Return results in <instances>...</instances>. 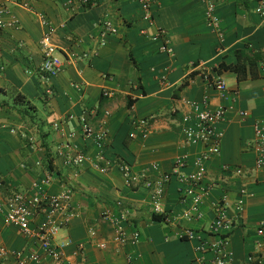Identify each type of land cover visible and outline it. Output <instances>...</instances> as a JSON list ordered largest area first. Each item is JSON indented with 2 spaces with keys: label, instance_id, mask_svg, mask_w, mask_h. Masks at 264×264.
<instances>
[{
  "label": "crops",
  "instance_id": "0c3cea01",
  "mask_svg": "<svg viewBox=\"0 0 264 264\" xmlns=\"http://www.w3.org/2000/svg\"><path fill=\"white\" fill-rule=\"evenodd\" d=\"M151 1L153 26L143 19L137 0H95L90 7L83 0L71 5L67 0H0V8L11 11L5 20L17 21L16 26L0 29V189L5 194L28 191L33 182L48 174L49 194H58L65 186L72 188L71 207L76 216L57 237L72 240L64 249L63 264H190L199 255L198 241L181 238L180 231H208L217 203L226 197L228 213L236 221L230 236L231 264H246L248 255L257 251L260 237L256 226L264 221V172L254 169L256 154L247 145L255 137L256 119L264 117V57L259 77L240 82L234 72L219 74L212 68L222 61L235 63L238 50L264 53V18L256 12L262 0ZM211 1L220 18L219 27L206 20ZM38 12L55 29L53 42L64 66L55 77L41 71L46 26ZM104 18L111 20L117 32L104 31ZM160 27L168 32L171 53L161 50V39L142 33L146 29L152 34ZM208 70L226 81V97L206 80ZM189 77V83L181 87ZM48 88L52 94L47 93ZM104 91L110 94L104 95ZM205 95L210 97L211 107L226 105L227 112L220 122L225 132L221 151L208 161L204 184L210 190L201 203L202 216L191 220L182 216L189 203L181 195L182 182L174 177L162 202L174 219L169 223L155 220L151 191L126 186L117 163L127 161L136 172H148L155 178L170 171L178 157H186L189 165L185 171L193 170V161L204 145L185 141L182 101H202ZM96 105L100 106L99 116L110 111L109 142L101 161L108 166L106 173L95 169L90 160L71 166L57 152L72 134L74 143L91 159L102 153L94 140L80 132V116ZM244 111L246 117L241 114ZM151 115L150 133L144 138L137 123ZM55 122L60 123L59 128ZM98 122L95 118L94 123ZM154 164L159 165L158 170L153 169ZM226 164L242 167L244 173L225 170ZM243 189L247 194L239 218L237 203L243 198ZM118 201L129 213L123 223L127 232L140 233L136 245L112 241L113 232L103 214L117 212ZM90 228L98 231L94 240ZM103 239L108 246L101 249L96 243ZM0 245L10 250L39 248L34 239L6 224L3 214ZM10 262L9 258L6 264Z\"/></svg>",
  "mask_w": 264,
  "mask_h": 264
},
{
  "label": "built area",
  "instance_id": "2783aa9c",
  "mask_svg": "<svg viewBox=\"0 0 264 264\" xmlns=\"http://www.w3.org/2000/svg\"><path fill=\"white\" fill-rule=\"evenodd\" d=\"M74 0H67L71 5ZM88 0H83L86 3ZM143 9V19L150 26L154 25L152 1L137 0ZM25 7H29L24 3ZM215 3L209 2L206 12V20L210 25L219 27L220 18L215 11ZM256 12L264 18V0L256 7ZM11 14L8 8H0V29L13 27L17 25L15 19L5 20V16ZM39 20L46 26V30L41 39V48L43 51V62L41 71L48 77L57 76L64 68L62 61L57 56V46L53 42V33L55 29L51 21L43 13L38 12ZM104 31L115 33L109 18L102 21ZM142 33L151 37L153 40H162L161 50L165 52H173L170 46L168 32L164 28H157L152 34L148 30L143 29ZM220 40L223 35L220 33ZM104 42V41H103ZM105 43V42H104ZM103 43V44H104ZM197 66V64H193ZM205 72L204 76L209 84L217 89L222 96L229 94V87L226 81L220 76H212V72ZM77 89L82 90L81 86ZM48 94H52L51 88L47 89ZM234 99L237 98L238 91H232ZM104 95H109L108 91H104ZM186 110L182 113V133L185 141L191 145H204V150L194 159V169L185 171L189 162L186 157H178L170 171L162 172L157 177H152L148 172L138 173L133 166L124 160L117 163L120 174L126 186L135 188L143 186L151 191V200L154 213L165 215L163 222H172L174 217L166 212L163 207V199L166 196V186L171 180L178 178L183 187L181 195L189 203L188 208L183 212L186 219H196L202 216L201 203L204 196L210 190L209 185L204 184L207 174L208 161L212 156L217 155L221 151L222 141L225 135L224 130L220 127V122L224 120L227 112L226 105H218L211 107L210 97L205 95L202 101L191 99H183ZM100 106L86 110L80 116V132L86 139H92L101 149L102 153L96 159L90 156L79 146L74 143L73 135L61 142L57 152L60 156L67 158V163L71 166L83 165L86 161H91V165L100 171L106 173L108 166L102 164L105 158V149L109 142V130L107 127V115L109 110H105L102 116H99ZM177 112V109H173ZM242 116L248 115L247 111L241 112ZM72 117V116H71ZM99 118L98 124L94 123V119ZM154 116L138 120L141 127L142 136L145 138L150 133V123ZM55 128L60 127L59 122L54 123ZM255 137L247 145L251 147L255 154V167L257 171L264 172V117L256 119L254 123ZM154 170L159 169V165H153ZM224 169L234 171L236 174H243L242 167L224 165ZM51 182V175H47L41 180L33 182L30 190L16 191L5 194L0 189V214H3L6 224L12 225L20 231V233L28 238L34 239L38 244V249L22 247L15 250L8 249L5 245H0V264H6V261L12 259L8 264H63L65 259L64 249L71 245V239L58 240V234L61 228L67 226L76 216L72 209L73 190L69 186L58 194H49L46 186ZM264 182V175H263ZM1 187V182H0ZM246 190H242L243 198L238 199V217H243L244 196ZM226 197L219 201L216 206V216L208 231H199L186 228L180 231L179 236L184 239L197 240L196 251L199 254L190 264H231V252L229 249L230 236L235 228L236 221L228 213L225 205ZM117 212L108 210L103 214L105 221H108L112 229V241L116 244L130 243L136 245L140 241V233L134 231L128 233L123 223L128 219V210L122 206L120 201L117 202ZM257 234L260 239L256 243L257 251L248 255L246 264H264V221L256 226ZM90 236L94 240L98 236L97 229L90 228ZM97 247L104 249L108 246L107 240H97ZM83 247V245H80ZM210 256H207L209 255ZM133 255H129L132 259Z\"/></svg>",
  "mask_w": 264,
  "mask_h": 264
},
{
  "label": "trees",
  "instance_id": "16d2710c",
  "mask_svg": "<svg viewBox=\"0 0 264 264\" xmlns=\"http://www.w3.org/2000/svg\"><path fill=\"white\" fill-rule=\"evenodd\" d=\"M95 0H88L85 3V7H90ZM263 52L249 53L245 50L237 51V61L235 63H226L224 61L220 62L218 65L212 68V71L217 73H222L223 71H231L237 75V80L243 81L247 78H257L259 77V63L263 59ZM194 73H191V76ZM190 81V77L187 78L181 87L186 86ZM131 106V104H129ZM49 167L52 168V164L49 163ZM165 218L164 214L153 213V219L162 221Z\"/></svg>",
  "mask_w": 264,
  "mask_h": 264
},
{
  "label": "rangeland",
  "instance_id": "374dc122",
  "mask_svg": "<svg viewBox=\"0 0 264 264\" xmlns=\"http://www.w3.org/2000/svg\"><path fill=\"white\" fill-rule=\"evenodd\" d=\"M26 107H27V110H29V107H28V105H26ZM30 114H31V113H30ZM39 114H40V116H41V117H43V118H44V115H45V114H44V111H43V109H41V111H40V113H39Z\"/></svg>",
  "mask_w": 264,
  "mask_h": 264
}]
</instances>
